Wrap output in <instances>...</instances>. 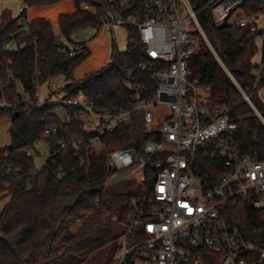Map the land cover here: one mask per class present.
<instances>
[{"label": "trees", "instance_id": "trees-1", "mask_svg": "<svg viewBox=\"0 0 264 264\" xmlns=\"http://www.w3.org/2000/svg\"><path fill=\"white\" fill-rule=\"evenodd\" d=\"M23 1L31 7L60 0ZM73 2L75 10L59 16L57 31L45 17L21 22L26 9L16 16L7 9L0 12V96L23 101L16 109L0 110V115H9L11 121L10 142L0 146V198L9 197L0 211V264H114L117 239L134 215L131 198L145 189L141 186L130 193L105 188L119 173L107 164L108 152L131 148L140 153L144 141L151 137L144 131L141 110L133 111L128 124L118 125L106 135L104 146L97 150L88 144L83 123L74 118L77 108L66 107L60 117L58 102L47 100L58 90L48 89L42 105L35 104V82L48 86L50 78L58 75L66 82L60 89L64 91L61 99L83 94L100 110L132 108L135 101L123 86L126 68L137 71L140 63L153 62L144 52L136 27L127 24L126 49L120 51L111 38L108 61L75 79L73 71L89 50L81 44L69 56L65 41L75 44L76 32L99 29L107 10L131 13L133 8L112 6V0ZM190 3L213 49L202 42L188 59L193 77L210 86V103L226 106L237 124L232 133L224 135L226 143L240 154L263 159L264 101L260 89L264 87V38L258 44L247 26L229 21L233 11L216 24L209 0ZM237 7L242 14L258 15L264 0H245ZM6 43L9 48L4 47ZM143 83L148 99L154 88L148 72L143 74ZM22 92L30 101L23 100ZM53 127L55 131H51ZM72 140L81 141L77 148L70 144ZM37 141L48 144L50 152L38 168L33 156L26 154V150L35 149ZM197 165L204 190L225 171L223 160L210 154L199 156ZM253 198L236 196L234 202L219 207V217L264 248V209L254 208Z\"/></svg>", "mask_w": 264, "mask_h": 264}, {"label": "built area", "instance_id": "built-area-1", "mask_svg": "<svg viewBox=\"0 0 264 264\" xmlns=\"http://www.w3.org/2000/svg\"><path fill=\"white\" fill-rule=\"evenodd\" d=\"M243 1L209 0L216 24ZM112 6L132 7L133 12L107 10L103 24L134 25L145 54L153 60L140 63L137 71L126 68L123 86L135 105L100 110L78 94L59 100L56 109L76 107L74 118L83 123L88 144L97 150L104 146L106 135L131 121L133 111H142L144 131L151 137L144 141L141 152L115 148L107 154L111 168L145 188L131 198L134 215L117 239L120 255L116 264H264V248L219 217V207L239 195H254L252 206L264 209V158L240 154L226 143L224 135L232 133L237 124L226 106L210 103V86L194 78L187 64L202 42L211 48L197 11L190 0H112ZM27 7L21 0L19 12ZM257 16L241 14L234 23L247 26L256 40H262L264 25L254 23ZM26 21L24 14L21 22ZM59 39L64 40L61 35ZM65 42L67 54L74 55L75 44ZM4 47L9 48V43ZM147 72L154 81L148 99L143 83ZM59 77H51L48 86L54 87ZM41 86L34 84L37 106L42 105ZM22 102L0 96V110L16 109ZM80 142L70 144L77 148ZM39 143L49 150L48 144ZM26 154L31 155L29 149ZM209 154L223 160L225 171L204 190L197 159Z\"/></svg>", "mask_w": 264, "mask_h": 264}, {"label": "rangeland", "instance_id": "rangeland-1", "mask_svg": "<svg viewBox=\"0 0 264 264\" xmlns=\"http://www.w3.org/2000/svg\"><path fill=\"white\" fill-rule=\"evenodd\" d=\"M8 2H10L11 6L9 9L12 11V14L17 15L19 13V7L21 6V0H8ZM262 12L264 11L262 10ZM241 14V9L239 7H236L232 12L229 21H233L238 15ZM53 26L56 30L55 25ZM110 38L114 39L117 48L120 51H124L126 49V30L123 25H103L99 29L88 27L76 32L73 35V40L75 42L76 48H79L82 44L89 50V55L85 58L84 62L75 70V78L80 79L86 73L98 70L105 64V62L108 60V53L106 50L103 51L102 48L109 49L108 40L110 41ZM257 42L258 44H260L261 39H258ZM210 49H212V47ZM259 56L260 50L255 55L256 59ZM55 82L56 84L52 88H49L46 85L41 86L39 100H45V96H47L48 89L58 90V93L56 95L47 98L48 101L58 102L61 99L62 95L64 94V91L60 89L65 85L66 82L63 80L62 77H59ZM262 90H260V95L262 96L264 101V90ZM20 91L22 90L20 89ZM22 93L23 100L26 102L30 101V98L26 94H24V92ZM56 113L60 117H63L62 111L56 109ZM256 113L259 115L257 111ZM10 123L11 121L9 115H0V146H4L6 144H9L10 142V135L8 132ZM29 151L34 158L36 168L40 167L44 163V161L49 157V150L43 143L35 144V149H30ZM105 188L107 190L135 193L139 191L141 186L125 179V177L119 172L107 181V183L105 184ZM8 198L9 197L6 195L0 198V211L2 210L5 203L8 201ZM119 255L120 254L118 251L113 254L114 264H116V260Z\"/></svg>", "mask_w": 264, "mask_h": 264}, {"label": "crops", "instance_id": "crops-1", "mask_svg": "<svg viewBox=\"0 0 264 264\" xmlns=\"http://www.w3.org/2000/svg\"><path fill=\"white\" fill-rule=\"evenodd\" d=\"M16 1H18V0H16ZM10 6L11 5H10V2H8V0H0V12L2 10H5V9L10 10L9 9ZM74 10H75V6H74L73 0H60L58 2L48 4V5L27 7L26 12H25V17H26L27 21H30V20L37 18V17H45L52 23V25H55L56 30H58L59 16L63 13H71ZM11 13H12V11H11ZM12 15L16 16L15 14H12ZM256 23L258 26L264 25V12H260L258 14V16L256 18ZM103 25H106V24H102L101 26H103ZM110 37H111V35H110ZM110 42H111V38H110V41L108 40L109 49H103L102 48L103 51L104 50L107 51L108 59H109V55H110ZM83 62H84V60L77 67H79ZM77 67L73 71L74 78L76 77L74 73H75V70L77 69ZM88 73H86V74H88ZM75 79H77V78H75ZM262 89L264 90V87H262L260 90H262Z\"/></svg>", "mask_w": 264, "mask_h": 264}]
</instances>
